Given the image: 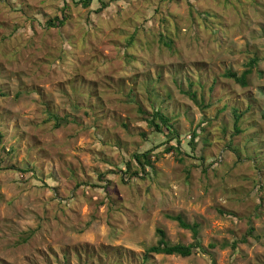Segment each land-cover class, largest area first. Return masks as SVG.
I'll return each mask as SVG.
<instances>
[{"label":"rangeland","instance_id":"rangeland-1","mask_svg":"<svg viewBox=\"0 0 264 264\" xmlns=\"http://www.w3.org/2000/svg\"><path fill=\"white\" fill-rule=\"evenodd\" d=\"M105 1L95 14L99 0H0V264H139L158 228L193 242L177 214L208 252L147 264H264V0ZM252 59L246 86L226 77ZM140 107L161 108L191 154L195 133L202 160L165 152L110 195L87 185L163 141H145ZM50 113L77 121L55 128Z\"/></svg>","mask_w":264,"mask_h":264},{"label":"trees","instance_id":"trees-1","mask_svg":"<svg viewBox=\"0 0 264 264\" xmlns=\"http://www.w3.org/2000/svg\"><path fill=\"white\" fill-rule=\"evenodd\" d=\"M95 0H73V2L81 6L83 8L89 9ZM99 7L92 10V13L99 14L102 11H104L108 6L109 3L105 0H99ZM68 5L65 1V5L61 11V15H57L54 18L48 20L46 22V26L48 28L52 27H61L66 23V18L68 15ZM256 62V59H252L249 63V68L243 71L242 74H238L237 72H234L232 70H228L225 75L228 78L233 79L238 84H241L242 86H246L248 84V78L250 74L252 73L254 64ZM187 94L192 98L193 101L197 102V94L195 91H192L191 85L190 89L187 91ZM139 113L142 114L143 119L146 121L147 126L150 129V135L146 132L142 133V136L144 137L145 141H149L150 138H152L153 135H162L164 137L163 141L157 144H153L151 148L143 150V151H136L129 155V157L125 160V168L121 169L119 167L115 169H109L106 173L104 172H96L95 179L92 181L87 182L86 184L94 187V188H102L107 195H110L114 191V181L113 178L116 175H119L120 181L124 184H128L134 181L138 180H144L148 176H150L151 172H155V161L160 158V155L165 152H173V154L176 156V158L179 161H182V159L186 157H191L194 159H201L196 156L195 154V148L197 146L196 141V134L194 133L192 138L188 141V144L191 145L192 154L190 152L185 151L182 149L183 143L182 138L180 137V134L176 131L174 125L171 123V118L166 115L161 108L154 107L152 112H147L143 108H139ZM48 120L54 121V127L59 128L63 126L64 124H69L72 122L77 121L76 117H73L70 114L59 116L54 113H50V117ZM240 120V115L236 114L235 117V126L237 127L238 122ZM239 132L240 130L236 128ZM152 135V136H151ZM0 138H2V133L0 132ZM164 147L162 151L159 152L160 148ZM3 152L6 154H9V151H5L3 149ZM202 165V164H201ZM16 169V167H14ZM21 172H30L34 169H30V166L28 164H25L24 167L18 168ZM84 184H79V186H82ZM219 212L221 214H226V212L219 208ZM231 214V213H229ZM168 218L176 221L180 227L183 229H186L192 233L193 236V242L190 244H183V243H171L168 239L167 233L163 228L157 229V235L158 240L156 244L150 245L146 249V253L143 256V258L140 260L139 264H147L149 261V258L153 254H163V255H178L182 257H189L193 255L197 251H201L203 253H207L208 250H206L201 242L200 237V224L199 223H190L188 222L181 214L177 215H167ZM253 232V227L245 233L243 238H241L239 241H234L231 244L229 242H224L222 244L223 247L231 246L233 249H237V246L239 242H246L247 236L251 235ZM212 248H214L216 245L215 243H212L210 245ZM108 254V253H106ZM114 254V253H113ZM115 263L116 264H124L121 261L123 258H121L120 253H115ZM113 259V260H114ZM112 260V263H113Z\"/></svg>","mask_w":264,"mask_h":264}]
</instances>
